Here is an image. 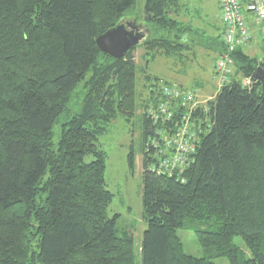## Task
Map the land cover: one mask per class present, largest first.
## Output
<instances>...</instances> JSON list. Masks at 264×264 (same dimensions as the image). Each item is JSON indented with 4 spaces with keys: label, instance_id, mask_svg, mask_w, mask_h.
<instances>
[{
    "label": "trees",
    "instance_id": "trees-1",
    "mask_svg": "<svg viewBox=\"0 0 264 264\" xmlns=\"http://www.w3.org/2000/svg\"><path fill=\"white\" fill-rule=\"evenodd\" d=\"M188 1L145 0L139 15L136 0H0V264L135 263L132 234L108 215L113 195L97 141L139 108L141 264H264V84L252 79L264 54L237 48L233 72L204 105L166 99L148 74V94L137 103L134 51L142 47L150 60L181 56L195 32L181 19ZM123 19L142 25L146 38L115 59L96 39ZM82 81L80 111L69 113L54 145V125ZM162 103L167 112L154 122L148 108ZM184 126L194 150L170 172L152 171ZM127 161L133 170L132 149ZM186 225L204 258L184 252L178 230Z\"/></svg>",
    "mask_w": 264,
    "mask_h": 264
},
{
    "label": "rangeland",
    "instance_id": "rangeland-1",
    "mask_svg": "<svg viewBox=\"0 0 264 264\" xmlns=\"http://www.w3.org/2000/svg\"><path fill=\"white\" fill-rule=\"evenodd\" d=\"M145 0H136L135 12L142 13ZM181 19L188 23L195 31L189 37L188 49L181 56L166 58L157 55L153 60L144 57L142 47L134 53L137 66L136 95L137 103L145 100L151 83H147L145 75L159 78L158 85L166 83L195 91L194 99L198 105H204L218 91L221 86L219 74L216 73V64L221 54V34L223 26L220 22L218 0H190ZM127 18H130L128 15ZM260 38L255 40L252 34L251 44L243 48L249 56L261 57L264 54V24H260ZM229 72H233L231 65ZM180 87V88H181ZM83 81L78 84L68 105L69 111L61 116L53 128V143L57 144L61 132V124L65 119L80 111L85 95ZM139 108L136 116L130 122L118 117L106 127L104 134L98 136L97 145L104 152L106 189L113 195L108 207V215H118L117 228L130 232L134 240L135 263L141 264L142 234L147 228L142 208V153L140 151V123ZM134 153L133 170L128 166L127 157ZM93 157L86 156L90 162ZM199 225H195L197 227ZM184 252L195 258H204L205 254L197 242L193 226L186 225L178 230ZM234 243L249 257V252L239 237ZM214 264H229L226 258L213 259Z\"/></svg>",
    "mask_w": 264,
    "mask_h": 264
},
{
    "label": "built area",
    "instance_id": "built-area-1",
    "mask_svg": "<svg viewBox=\"0 0 264 264\" xmlns=\"http://www.w3.org/2000/svg\"><path fill=\"white\" fill-rule=\"evenodd\" d=\"M220 9V22L223 26L221 40L225 47L220 54L216 64V73L219 74L221 85L226 80L229 72V66L232 65V54L237 48H246L251 44L252 33L250 23L257 25L264 24V0H218ZM245 83L250 84V80H245ZM161 86L162 94L166 99H174L181 101L183 106L191 105V107L199 106L194 99L195 91L183 90L173 85ZM165 114L166 103L157 105V109L151 105L148 108L147 115L155 122L158 113ZM187 127L184 126L176 136L171 137V140L166 142V147L173 145L175 150L168 158L158 162V166L153 165L150 169L158 173L170 172L174 166L182 165L185 159V154L194 150L193 134L187 135ZM164 139V137H162ZM153 144H156L154 142Z\"/></svg>",
    "mask_w": 264,
    "mask_h": 264
},
{
    "label": "water",
    "instance_id": "water-1",
    "mask_svg": "<svg viewBox=\"0 0 264 264\" xmlns=\"http://www.w3.org/2000/svg\"><path fill=\"white\" fill-rule=\"evenodd\" d=\"M145 38L146 32L142 25L123 19L115 27L97 37L96 45L102 53L115 59H123L129 51L139 46ZM252 79L264 84V70L258 67L254 71Z\"/></svg>",
    "mask_w": 264,
    "mask_h": 264
},
{
    "label": "crops",
    "instance_id": "crops-1",
    "mask_svg": "<svg viewBox=\"0 0 264 264\" xmlns=\"http://www.w3.org/2000/svg\"><path fill=\"white\" fill-rule=\"evenodd\" d=\"M252 24V25H251ZM252 26V27H251ZM250 27L252 28L251 29V33L253 34V38L255 39V40H257L258 38H260L259 36H260V25H257V24H255V23H253V22H251L250 23Z\"/></svg>",
    "mask_w": 264,
    "mask_h": 264
},
{
    "label": "bare ground",
    "instance_id": "bare-ground-1",
    "mask_svg": "<svg viewBox=\"0 0 264 264\" xmlns=\"http://www.w3.org/2000/svg\"><path fill=\"white\" fill-rule=\"evenodd\" d=\"M251 25H252V24H251ZM251 27H252V26H251ZM251 27H250V29H252ZM180 105H181V104H180ZM181 107H182V105H181ZM181 107H180V108H181ZM177 108L180 109L179 107H177ZM177 108H176V109H177ZM181 109H182V108H181ZM179 111H180V110H179ZM152 148H153V147H152ZM156 149H157V148H156ZM150 151L153 152L154 149H153V151H152V150H149V153H150ZM156 151H157V150H156ZM151 154H152V153H151ZM149 155H150V154H149ZM149 155H148V156H149ZM154 155H155V154H154ZM162 156H163V155H162ZM162 156L160 155V157H162ZM166 156H168V155H165V157H166ZM154 157H155V159H156V156H154ZM148 158H149V157H148ZM158 158H159V157H158ZM162 158H163V157H162ZM162 158H161V160H162ZM158 160H159V159H158ZM150 161H152V160L150 159ZM153 161H155V160L153 159ZM156 161H157V160H156ZM158 162H159V161H158ZM149 163H150V162H149ZM153 165H155V164L153 163ZM158 174H159V173H158ZM167 174H168V173H167ZM170 174H172V173H170ZM174 174H175V172H174ZM176 175H177V174H176ZM170 176H171V175H170Z\"/></svg>",
    "mask_w": 264,
    "mask_h": 264
}]
</instances>
